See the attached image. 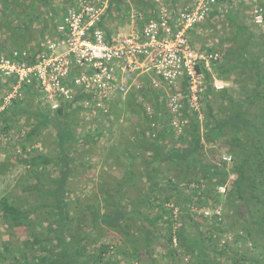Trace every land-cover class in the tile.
I'll use <instances>...</instances> for the list:
<instances>
[{
    "label": "trees",
    "instance_id": "1",
    "mask_svg": "<svg viewBox=\"0 0 264 264\" xmlns=\"http://www.w3.org/2000/svg\"><path fill=\"white\" fill-rule=\"evenodd\" d=\"M113 2L114 0H110L109 9L115 3ZM0 3L2 4L0 15H14L13 18H19L13 14L10 5L16 4L21 12L23 4L21 0H0ZM26 8L29 10L27 14L29 17L30 12L34 9L33 0L29 5H26ZM152 8V2L142 0L138 11L145 16V21L154 17L147 13ZM116 9L119 12L123 10L120 6ZM60 10L62 14L65 11V5ZM214 11L210 16L214 14ZM53 13L57 14L58 10H54ZM122 13L124 18L127 17L125 11ZM107 16H109V10ZM39 17L40 15L36 14L32 20H38ZM99 26L106 35L111 33L103 26V23ZM23 28V25L19 24L13 30ZM243 30L239 26L234 28V35L231 36L233 45L234 43H244L249 46V43H253L250 34L245 36V40L241 38ZM24 47L21 46V48ZM243 47L240 45V48ZM230 48L227 57L232 54L237 63L232 64L228 72H232L231 70L237 67L242 68L249 63V68L258 72L255 74L254 85L236 84L238 87L234 90L231 89L230 92L227 88L216 90L219 97L217 100H212L215 106H211L208 96L214 89L211 83H208L211 76L206 73L205 79L208 85L200 99L201 112L204 114L202 119L199 120L198 113L192 111L184 133L177 137L170 125L160 122L159 132L155 137L146 140L141 136V141L136 143L135 153H129L125 147L123 149V153L126 152L124 157L127 158L128 164H131L139 157V154H136L137 150L144 145L145 149L151 152L150 157L147 158L149 160L148 167L138 173L131 169L126 171L124 182L117 183L114 189V197L112 201L110 200L112 209L102 212L96 206L86 207L92 212L93 228L90 233L80 237L69 233V209L72 200L69 198L70 191L67 183L74 173L72 165L77 162V158L72 155L73 149L76 145L84 147L93 143L89 135H85L81 140L75 138L74 116L81 109L72 103L61 101L56 110H52L49 104L44 103L45 108L43 106L39 111L33 113L37 121H33V128L26 134L28 140L35 135L39 136L40 129L51 128L53 116L61 121L60 127L54 131L56 153L55 157L50 159L35 149L30 152L26 151L28 141L22 145L27 157L21 159V162L28 166L27 171L34 176L31 189L21 190V194L29 195L25 196L24 200L30 206L27 209L25 207V210L21 203L15 204L9 197L2 196L0 197V220L11 228L24 226L29 239L22 246L10 247L9 243H1L0 264H114L106 257L116 249L110 243H101L102 230L99 227L114 230L128 238L136 236L130 240L129 252L125 250L126 247L120 246L117 249L118 254L127 257L131 263L142 260L141 253L145 252L156 239L162 237L171 249L169 252L172 256L186 254L190 257V264H263L264 103L262 102L264 101V54L258 58L247 56L248 59L241 60V54L244 55L246 50L238 49L240 56L237 57V53H234L235 48ZM247 52L249 55V49ZM260 70L263 71L259 73ZM7 83L1 85L0 82V89ZM27 91L30 94H36L33 90ZM130 95L132 94L128 96ZM2 97H0V107L3 103ZM121 100V98L118 100L116 107L121 106V103L122 107L125 103H130L128 97L126 101ZM21 106V101H14L10 106L0 111V132H8L13 120L25 112ZM153 109L157 115V123L160 118L165 117L169 124L170 115L167 111H163V104L155 102ZM189 110L185 103L181 112L182 116L188 117ZM67 113L68 116H65ZM140 116L142 118V115ZM143 120L147 121L146 118ZM201 122H204L206 127L204 137L199 133ZM140 132L144 133V131ZM167 139L174 142L170 147L163 145V141ZM221 139L228 141L224 146L225 153L229 154L230 160L229 163H226L221 159L222 165L218 167L208 161L203 152L206 149V144L213 146ZM47 165L53 168L56 177L42 185L43 182L41 183L37 172H39L40 166L46 167ZM192 169H198V173L194 172L196 178L191 177ZM230 176H234V179L225 188V192L218 193V188H223ZM182 178H186L188 184L186 187L179 188L178 183ZM140 183H147L148 189L142 188L138 192L139 198L132 202L133 209L126 210L122 205V199L125 198L129 189L134 190ZM191 184H194L195 187L190 186ZM33 192L36 193V199L31 195ZM105 192L108 191L104 190L102 193L104 197L101 202H110L107 201L109 195ZM67 194L68 199L66 198ZM207 202H210V205ZM220 204L222 216L217 214L207 217L198 213L201 208L214 209ZM142 205L145 209L156 212L149 217L142 213L140 209ZM43 208L47 210L46 213L44 212L47 219L51 218L55 225L52 227L51 224H48L46 228L42 229L46 230V235L40 232L37 235L36 231L32 230V221H29V218ZM227 215L234 226L238 227L235 232L234 245L240 241L245 243V247H247L246 244H249L251 249L256 251L257 259L247 258V249L242 251L233 245H222L218 249L217 242L210 244L209 247L212 253L214 252L213 255L208 252L200 231L201 226L205 225L204 221H207V226L212 231L207 235L209 240L214 236L213 234L222 233V228L229 225V220L223 218ZM139 217L147 226L136 225L135 220ZM158 221L161 222V226H157ZM36 223V226L39 227L42 221L37 219ZM130 227L136 229L135 234L128 231ZM126 241H128L127 238ZM35 251L38 252L37 255H33Z\"/></svg>",
    "mask_w": 264,
    "mask_h": 264
},
{
    "label": "rangeland",
    "instance_id": "2",
    "mask_svg": "<svg viewBox=\"0 0 264 264\" xmlns=\"http://www.w3.org/2000/svg\"><path fill=\"white\" fill-rule=\"evenodd\" d=\"M22 1V10L17 8L16 4H11L10 7L13 9V14L17 15L19 18H13L14 15L3 14L0 15V54L10 52L17 49H33L43 40L49 38L53 34V24H55L57 18L61 15V8L66 4V0H33L34 9L30 12V16L27 17L29 10L26 8V5H29L31 0H21ZM145 2H152V0H143ZM172 4H181L185 3L184 0H168ZM115 2V3H114ZM114 4L110 7L109 16H106L103 21V26L110 31L114 32H125L130 29L131 18L130 14L134 13L137 19L135 21V27L141 26L145 21V16L142 15L138 9L141 7L142 0H114ZM255 5H259L263 8L264 12V0H250L243 2H231L218 5L215 7L214 14L205 20V22L199 26L193 33L192 38L194 44L201 46H210L211 48L217 49L220 51L221 59L214 66L213 72L210 74V80L208 83H211L213 87L212 93H209L208 101L210 105L213 106V99L217 100L219 95L217 91L227 88L230 92L231 89H236L238 86L236 84H253L255 80L254 70L249 68V63L245 64L242 68H235L228 72L232 64H236L237 61L232 57V54L227 57L228 52H230V47L235 48L237 57L240 56L238 49L246 50L244 55L241 54V60L243 58L248 59L247 56L259 57L264 54V23L261 25H255L252 21V9ZM120 6L125 11L127 17H123L122 11H118L116 8ZM2 4L0 3V8ZM58 10L57 14H54V10ZM125 9V10H124ZM107 10V12H108ZM20 13V14H19ZM19 14V15H18ZM39 14L40 17L38 20H32L33 17ZM264 22V21H263ZM23 25L21 30H13L17 25ZM239 26L243 28L241 38L245 40V36H252L253 43H249L247 46L244 43H234L232 44L231 36L234 34V28ZM240 45H243V48H240ZM21 46H25L21 48ZM3 49V50H2ZM249 49V55L247 52ZM240 60V62H241ZM263 70H260L261 73ZM243 77L244 81H243ZM1 85L5 82L0 80ZM205 86L208 85L205 79ZM249 86V85H248ZM8 90V85H4L0 89V97H2ZM217 90V91H216ZM35 91V90H33ZM36 94H30L28 91L23 94L21 100V107L25 109V112L13 120L10 127L11 129L8 132H0V197L7 196L15 204L21 203L24 206L23 209H26L30 206L28 202L24 200L25 196H29L27 193L21 194L22 189H31L33 185V175L29 173L28 166L21 162V159H25L27 155L25 154L22 145L26 144V151L30 152L33 149L39 151L41 154L53 159L55 156V143H54V131L60 127L61 121L54 116L52 117L53 124L49 129H40L39 136L35 135L30 140L26 139L27 132L33 128V121L36 122V118L33 116V113L39 111L41 107L48 104L45 102L43 95L35 91ZM168 92L165 90L155 91L144 89L138 93H134L130 96H126L121 101H126L127 97L130 103H125L121 108L115 107L114 110L110 112V117H104L101 115H94L91 113H86L82 110L77 112L74 116L73 128L75 132V138L81 140L85 135L91 137V141L88 146H75L73 149V156L77 158V162L72 165L74 171L73 176L68 181L67 186L69 188L70 194L69 198L72 200L70 205V234L80 237L91 232L92 225V216L91 210L86 207L96 206L101 209L102 212L105 210H110V203L115 194V187L117 183L124 182L125 173L127 170L131 169L133 172L138 173L148 167V159L151 155V152L146 147L141 146L142 148L137 150L136 154H139V157L136 158L131 164H128L127 158L124 157L123 149L127 147L129 153H135L137 149V141L140 138L148 140L152 139L159 132V123L163 122L165 125H169L165 117L160 118L157 123V115L155 111L146 112L147 106L153 108V103L157 102L163 104V111L167 110L166 99ZM264 103V101L262 102ZM215 106V105H214ZM123 108V109H122ZM140 108V110H139ZM202 108V105H201ZM122 109V110H121ZM149 114V115H148ZM142 115V118L141 116ZM170 115V114H169ZM198 119L201 120L203 115L201 109L198 114ZM68 116V113L65 114ZM192 116V111L189 110L188 117H185L189 124V118ZM147 119L144 121L143 119ZM170 121V119H169ZM188 126V125H187ZM149 128H151L149 130ZM189 129V128H188ZM153 130V131H151ZM205 124L204 122L199 124V133L204 137L205 136ZM140 131H144L141 134ZM184 133V132H183ZM182 133V134H183ZM142 136V137H141ZM188 136V135H187ZM177 137V136H176ZM175 137V138H176ZM190 138V136H188ZM141 141V140H140ZM173 140L167 139L163 141V145L170 147L173 144ZM219 143V144H218ZM215 145L206 144L205 151L203 152L206 155L208 161L212 164L220 167L221 159L223 157L228 158L229 154L225 153V146L228 141L221 139ZM176 146H178L176 144ZM229 163L228 161H225ZM228 166V164H226ZM39 172L37 175L40 176V181L42 185L47 181L49 182L56 177V173L53 168L49 165L46 167H39ZM191 177L196 178L194 172L198 173V169H192ZM234 179V176H230L227 184L223 188H218V193L223 194L225 188L230 184V181ZM188 181L186 178H182L178 187H186ZM47 185V184H46ZM190 186L195 187L194 184ZM147 190V183H140L139 186H136L134 190H128L125 198L122 199V205L126 210L133 209V201H136L141 189ZM138 189V190H137ZM104 190L108 192L107 201L110 202H101L103 199L102 193ZM32 197L37 198L36 193H31ZM68 199V194L67 197ZM107 198V197H105ZM39 202V201H37ZM210 205V202H207ZM221 204L216 208H201L199 214L205 216V212H208L210 217L212 215L221 214ZM25 209V210H26ZM142 213L147 216L154 215L156 211H150L140 206ZM195 209V208H194ZM46 209L43 208L41 211L34 213L30 216L29 221L31 222L32 230L39 235V232L45 233L48 224H51L54 227V221L50 218L47 219L45 213ZM45 212V213H44ZM176 213V210H174ZM223 218L228 219V215ZM37 219L42 221V224L38 227L36 226ZM200 220V218H198ZM203 220V219H202ZM229 220V225L222 228V233L213 234L214 236L211 239H207V235L212 233L207 226V221H204L203 226H201L200 231L204 238V244L208 248V252L213 255L212 251L209 249L212 243H218L220 249L223 246L237 247L242 251L247 249V258L252 257L257 259L256 251H253L249 244L241 242L234 245L235 232L238 230L237 226ZM136 221V225L147 226L143 222L141 217ZM232 223V225H231ZM68 225V222H67ZM161 222H157V226H161ZM178 226V225H177ZM102 230L101 243H110L112 247H115V251L110 253V256H107L106 259L114 264H190L188 255L179 254L172 256L170 254V248L166 245L162 237L156 239L152 245L145 252L141 253V259L138 262H129L130 260L127 257H123L118 254L120 246L126 247L127 252L130 251V240L135 235L131 237L122 236L119 232L114 230H109L104 227H99ZM97 229V230H99ZM152 230L151 227H149ZM28 230V229H27ZM128 231L133 234L136 233V229L130 227ZM68 235V231H67ZM95 235V233H93ZM126 238L128 241H126ZM29 239L27 235L26 228L24 226L19 228H11L2 223L0 220V244L9 243L10 247L22 246V244ZM68 240V238H67ZM175 243V240H173ZM53 244V243H52ZM98 246V244H95ZM233 247V248H234ZM56 249L54 252L56 253ZM38 252H33V255H37ZM18 257V256H17ZM20 258V257H19ZM22 264V263H20ZM264 264V262H263Z\"/></svg>",
    "mask_w": 264,
    "mask_h": 264
},
{
    "label": "built area",
    "instance_id": "3",
    "mask_svg": "<svg viewBox=\"0 0 264 264\" xmlns=\"http://www.w3.org/2000/svg\"><path fill=\"white\" fill-rule=\"evenodd\" d=\"M184 1L152 0L147 13L153 18L135 27L131 13L129 30L106 35L99 25L110 0H66L51 37L33 49L0 54V78L8 82L0 111L35 90L52 110L65 101L109 118L120 98L144 89L165 90L169 125L175 136L181 135L188 125L181 114L185 103L199 114L205 74L221 59L219 50L194 44V31L216 6L250 0ZM251 14L255 25L263 23L261 6L255 5Z\"/></svg>",
    "mask_w": 264,
    "mask_h": 264
}]
</instances>
